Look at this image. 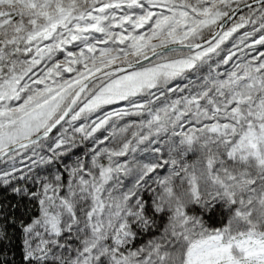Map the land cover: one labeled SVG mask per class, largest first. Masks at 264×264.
<instances>
[{
	"label": "snow or ice",
	"instance_id": "1",
	"mask_svg": "<svg viewBox=\"0 0 264 264\" xmlns=\"http://www.w3.org/2000/svg\"><path fill=\"white\" fill-rule=\"evenodd\" d=\"M0 264H264V0H0Z\"/></svg>",
	"mask_w": 264,
	"mask_h": 264
}]
</instances>
